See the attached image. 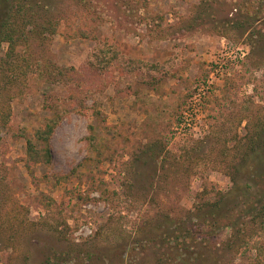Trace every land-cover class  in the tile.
<instances>
[{
	"label": "rangeland",
	"instance_id": "obj_1",
	"mask_svg": "<svg viewBox=\"0 0 264 264\" xmlns=\"http://www.w3.org/2000/svg\"><path fill=\"white\" fill-rule=\"evenodd\" d=\"M45 2L59 9L58 33L34 52L40 50L56 64L79 67L103 41L123 54L166 62L167 67L177 57L183 60L175 63L176 74L155 89L142 75L120 80L115 71V83L108 82L87 101H95L93 107L105 121L89 120L77 107L70 108L52 135L49 165H26V139L53 116L48 104L52 96H66L63 87L48 88L30 74L1 90L0 102L10 105L11 115L0 141V264H45L47 258L57 264H164L161 248L147 242L153 217L170 210L181 214L196 200H214L216 192L235 190L227 167L238 160L236 149L247 146L248 136L264 132V47L251 49L248 27L227 29L224 35L186 32V21L204 6L214 2L209 17L215 11L221 17L220 8L228 0H146L138 13L141 24L122 11L119 21L96 25L81 1ZM149 27L167 29L171 36L150 37ZM162 100L171 107L163 111ZM90 122L99 126L105 142L101 156L90 153L84 140ZM201 140L202 149L193 152ZM173 157L192 163L195 172L177 198L153 187L162 185L160 166ZM74 167L75 174L60 178ZM247 175L237 176V184ZM152 195L157 204L149 202ZM47 199L54 201L49 210L44 207ZM246 227L249 244L221 250L220 264H254L248 236L257 237V227Z\"/></svg>",
	"mask_w": 264,
	"mask_h": 264
},
{
	"label": "trees",
	"instance_id": "obj_2",
	"mask_svg": "<svg viewBox=\"0 0 264 264\" xmlns=\"http://www.w3.org/2000/svg\"><path fill=\"white\" fill-rule=\"evenodd\" d=\"M77 1L82 2L81 5L88 12L87 17H91L95 25L103 21L113 23L112 18L119 21L122 11L130 13L131 17L137 19V24H141L143 17L138 14L139 9L146 6V0H108L104 3L102 0ZM213 4L214 2L208 3L202 11L186 21V32L203 30L209 34H223L227 29L248 27L251 30L246 40L251 49L264 47V27H259L264 23V0H228L220 8L223 16H215V11V15L209 17ZM59 21V9L50 7L45 0H0V93L2 89L8 90L18 80L25 81L30 74L42 79L48 88L63 87L66 93L64 97L52 96L48 107L53 110V116L45 120L44 126L37 129L32 138L26 139L25 163L29 168L37 164L52 163L51 138L70 108L77 107L78 112L89 120L95 117L101 123L105 121L102 112L94 109L95 101L91 105L87 101L108 82L115 83V71L120 80L129 75H142L144 83L155 89L165 77L176 74L178 64L175 63L183 60V57H177L175 65L167 67L166 62H149L123 54L115 45L103 41L97 42L90 49L79 67L59 65L40 50L34 52V47L44 48L43 44H50L52 37L58 33ZM166 31L167 29L149 27L146 35L165 39L171 36V32ZM80 35H86L83 28ZM5 105L0 102V141L11 115L10 105ZM160 106L163 111L166 107H171L167 100H162ZM177 120L181 121L180 116ZM257 131L247 137L245 148L236 149L238 151L235 152V157L239 158L227 167L232 172L230 178L235 183V190L216 192L218 196L214 200H196L191 210H184L181 214L170 210L157 212L153 217L150 222L151 236L147 242L153 243L158 250L161 248L160 251L165 256L164 264H206L207 261L220 264L221 250L237 249L249 244L244 237L248 224L257 227V237L253 233L248 236L253 239V246L250 248L253 263L264 264V132ZM84 140L90 153L102 155L105 142L100 136L98 125L91 122L88 124ZM202 142L199 141V145L192 151L202 149ZM239 153L241 154L238 155ZM178 157H173L168 164L162 162L159 176L161 186L150 184V187L153 186L167 196L174 193L175 198L188 185L187 179L191 173H195L192 163L181 164ZM77 169L72 168L69 174L60 178L67 179ZM246 172L248 175L245 182L237 184V176ZM206 190L204 187L201 196ZM157 201V197L153 195L149 198L151 204H157ZM52 206L54 201L47 199L44 207L49 210ZM53 227L57 230V226ZM141 246L145 249V244ZM158 250L154 251L157 261L161 257ZM44 263L57 264L49 258ZM229 264L232 262L229 261Z\"/></svg>",
	"mask_w": 264,
	"mask_h": 264
}]
</instances>
